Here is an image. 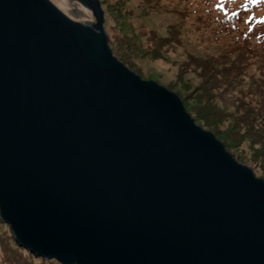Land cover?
<instances>
[{"label": "water", "instance_id": "water-1", "mask_svg": "<svg viewBox=\"0 0 264 264\" xmlns=\"http://www.w3.org/2000/svg\"><path fill=\"white\" fill-rule=\"evenodd\" d=\"M79 1L0 0V219L61 264H264V180Z\"/></svg>", "mask_w": 264, "mask_h": 264}, {"label": "trees", "instance_id": "trees-1", "mask_svg": "<svg viewBox=\"0 0 264 264\" xmlns=\"http://www.w3.org/2000/svg\"><path fill=\"white\" fill-rule=\"evenodd\" d=\"M101 2L117 15L112 19L115 23H110L111 19L106 15L103 26L106 32L108 29L107 39L112 52L122 63L136 69L124 51L132 56L143 55L154 62L172 56L178 48L181 49L183 57H173L171 61L179 71L181 79L178 82L184 91L177 93L186 111L193 121L212 132L234 159L240 160L255 175L260 173L264 178V23L260 19L243 23L240 14L220 11L218 0ZM134 3L139 8L138 16L132 8ZM188 4L196 9L189 11ZM142 12L145 16L164 17V14H168L178 19L166 25L163 32L151 27L143 29L139 21ZM203 16L206 19V32L214 34L215 39L224 38L218 44L220 50L217 52H201L199 49L183 47L187 40L186 25H197L198 28L204 26L201 21ZM129 17L133 20L129 21ZM189 72L199 80L190 89L195 99L192 102L189 101V95H185L189 85L184 83L187 79L183 76ZM240 144L247 146L246 155L235 152L234 147L240 148ZM2 234L11 238L7 247L2 244ZM23 248L15 240L8 225L0 221V256L3 255L0 264H24L25 260L20 256L11 259L6 251L12 250L16 254ZM23 250H26L29 264H61L55 259L37 257L26 248Z\"/></svg>", "mask_w": 264, "mask_h": 264}, {"label": "rangeland", "instance_id": "rangeland-1", "mask_svg": "<svg viewBox=\"0 0 264 264\" xmlns=\"http://www.w3.org/2000/svg\"><path fill=\"white\" fill-rule=\"evenodd\" d=\"M51 1L57 7H59L65 14H67L69 17H71L72 19H74L76 21H80L83 23H88L90 21H94V17L92 16L91 11L84 4H82L81 1H79V0H51ZM97 2H98L99 6L103 12V25H104V19H105L106 15L108 18L111 19V21H109L110 23H115V21H113L112 19L117 15H115V13L113 11H110V8L107 7L105 3L103 4L101 2V0L100 1L97 0ZM132 8L135 11V14L138 16V9L139 8L136 5V3L133 4ZM188 9L190 11V9H196V8H194L188 4ZM218 9L220 11H225V12L228 11L229 13L236 12L238 15L240 14L242 16L243 23L247 20H251V22H254L256 19H260V21L264 23V3L263 4L256 3L255 5H252L251 0H218ZM257 9H260L261 11L257 10ZM202 13H204V12H202ZM133 14L134 13H132V15ZM193 14L198 16V14H196L195 12ZM209 17L211 19H213L212 16H209ZM177 19L178 18L176 16L173 15V16L169 17L168 14H164V17L161 15H155L154 17L145 16V15H143V12L141 13V15L139 17V21L143 25V29H149V27H151V28L156 29L159 32L165 31L166 25H168L171 22L176 21ZM131 20H133V18L129 17V21H131ZM201 21L203 22V24L206 21L204 16L201 19ZM215 23H217V22H215ZM106 27L108 28L107 25H106ZM186 27H187V30L185 31V37L187 38V40L184 42V45H183L184 48L195 49V50L199 49V50H201V52H204V51L217 52L220 50L218 44H220L222 39H224V38L215 39L214 34H208L206 32L207 26L205 24H204V26L199 27V28L197 27V25L193 26L190 24H187ZM104 31H105L106 36H107L108 29L106 32V30L104 28ZM107 43H108V39H107ZM110 49L112 51V48H110ZM124 52L126 53L125 55H127L128 59L134 64L137 71L140 72L141 74L140 73L138 74L136 69H133L130 66L123 63L126 67H128L131 71H133L134 73H136L137 75H139L143 79L154 80L157 84H159V85L165 87L166 89L176 93L178 95V97L180 98V100L182 99L181 96L177 93V91H181V93L184 91L182 84L180 82H178V80L181 79L180 75H178L179 71L176 70L173 62L171 61V58H173V57H176V58H177V56L181 57V58L183 57L180 48L177 49V51L174 53V55L169 56L167 58H164L165 60L161 58L160 60L154 61V62L152 59L149 60L146 57H144L143 55L137 57L136 55L132 56L129 53L127 54V51H124ZM113 55H114V57H116V55L114 53H113ZM120 62H122V61H120ZM183 76H185L184 78L187 79V82L189 83L188 84L187 82H184L187 85H189L188 86L189 88L187 89L188 92L185 91V95H189V97H188L189 101L192 102L195 99H193V97L191 96L190 89L193 86L197 85L199 80H198V78L191 76L190 72L187 75L183 74ZM183 86H186V85H183ZM183 106H184V104H183ZM196 124L199 125L198 123H196ZM202 129H204V128H202ZM205 130H207V129H205ZM207 131H209V130H207ZM234 150H235V152H237L238 154H241V155H246L248 152L247 146L242 145V144H240V148L234 147ZM226 151H228V150H226ZM236 161L240 162V160H238V159ZM255 177H258V178H261L264 180V178H262L260 176V173H257V175H255ZM0 221L3 222L1 219H0ZM3 223L5 224V222H3ZM1 239L3 240L2 244L6 247L8 246V240L9 241L11 240V238L4 236L3 234H2ZM23 249L22 250L20 249L19 252H16V254L12 253L13 252L12 250L11 251L6 250V251H7V254L10 255L11 259H14V258L18 259V257L20 256L22 259L25 260V261H23L24 264H29V262L27 260L26 250H23ZM20 251H21V253H20ZM10 253H12V254H10ZM37 257H41V256H37ZM42 258H44V257H42ZM2 259H3V255L0 256V261ZM44 259H48V258H44Z\"/></svg>", "mask_w": 264, "mask_h": 264}]
</instances>
